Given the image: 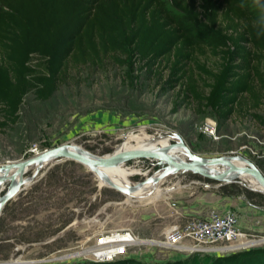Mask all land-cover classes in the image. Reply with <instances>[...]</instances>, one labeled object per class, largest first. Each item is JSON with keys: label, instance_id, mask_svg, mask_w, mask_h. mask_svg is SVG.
I'll return each instance as SVG.
<instances>
[{"label": "rangeland", "instance_id": "374dc122", "mask_svg": "<svg viewBox=\"0 0 264 264\" xmlns=\"http://www.w3.org/2000/svg\"><path fill=\"white\" fill-rule=\"evenodd\" d=\"M189 34L202 40L199 31ZM199 60L214 67L217 58ZM130 77L126 80L124 70L113 66L83 69L71 74L47 101L26 95L17 125L0 131V166L57 146L73 145L103 157L133 134L160 137L156 149L173 151L181 148L179 137L202 159L239 156L264 177V99L254 111L259 120L235 114L218 122L208 109L183 99L177 88L164 90L162 72L133 71ZM135 147L133 143L128 150ZM157 163L154 158L125 162V168L137 172L128 178L130 184L163 170L165 165ZM31 175L27 172L23 180ZM54 176L60 181L54 182ZM10 184L2 183L0 197ZM22 187L0 210V264H90L77 252L110 231L128 232L140 240L112 264H254L264 256V193L240 178L222 183L175 171L159 184L157 199H139L99 186L94 173L79 163L59 160ZM222 212L234 215L241 241L250 246L192 256L153 245L172 226ZM142 241L152 243L139 244Z\"/></svg>", "mask_w": 264, "mask_h": 264}, {"label": "trees", "instance_id": "16d2710c", "mask_svg": "<svg viewBox=\"0 0 264 264\" xmlns=\"http://www.w3.org/2000/svg\"><path fill=\"white\" fill-rule=\"evenodd\" d=\"M259 15L253 0H0V131L17 125L26 95L47 101L75 71L108 66L128 81L133 71L162 72L164 90L177 88L218 122L259 120ZM208 55L214 67L199 60Z\"/></svg>", "mask_w": 264, "mask_h": 264}, {"label": "bare ground", "instance_id": "6f19581e", "mask_svg": "<svg viewBox=\"0 0 264 264\" xmlns=\"http://www.w3.org/2000/svg\"><path fill=\"white\" fill-rule=\"evenodd\" d=\"M160 139H161L160 137L152 139L144 135L138 136V135L128 134L126 135L122 143L119 146H117L113 152L128 150L129 148H131L132 144L135 143L136 147L134 149H143L149 153H160L164 155L167 159H169L171 163H185V161L189 159L188 154L186 152V148L183 145L179 137L178 139L180 141L179 144L181 148H179L178 150H174V151L170 150L169 148L156 149V143ZM62 147H63V150L67 152H74L76 154L86 156L89 158H96V157L88 155L87 153L81 151L79 148L73 145L62 146ZM149 158H152V157L149 156L147 159ZM195 158H196V165H198L205 173L215 175V174H226L229 171L227 166L214 165V164L206 162L208 159H202L197 156H195ZM225 158L235 168L243 167V166L245 167L251 166V164L248 161H246L244 158L239 157V156H228ZM50 161L51 160L48 159V160L38 162L30 166L27 169V171L24 172L23 174L16 175L12 180L9 179L8 177H10V173H12L14 170H11L9 172H4L3 174H0V180H1L0 186L4 182H11L10 187L8 189L13 188V187L23 188L22 186H26L30 183L29 182L30 180H23L24 178L23 175L29 171H32V175L36 174L41 168H44L45 166L50 164L51 163ZM89 169L94 173L95 177L97 178L99 186H106V187H112L114 185L119 186L126 190V194L124 195H128L130 198H139V199L152 198L153 200L157 199L162 193V191H160L159 189V184L161 183L163 178L167 176L168 174L175 172V171H171L167 173L164 167L163 170L157 172L153 177H150L146 182L134 184L132 186L128 178L134 174H137V172H135L134 170L125 168L123 164H115L111 168H105V169H99V168H89ZM232 175H234V171L230 172L226 176L227 179H229ZM5 178L6 179L8 178V180L3 181ZM237 178H240L245 186L257 192L259 191L261 193H264V189L260 185V183L256 179H254L252 176H250L249 174L242 173L239 175V177H236L235 179ZM116 233H117L116 235L111 236V238H114L116 241L131 240L133 244L135 243L134 245H137V242L140 241L132 237L129 233L128 234H125L122 232H116ZM149 242L150 241H142L141 243L139 242V244H147ZM155 244L156 243H154L153 245ZM250 245H251V242H248V241L240 242L238 244V248L240 247L242 248L243 246L246 247ZM79 252L83 253L78 256L82 258L83 256L86 255V253L88 252V249L83 250V251L80 250L77 253ZM55 258L56 257H54L53 259ZM53 259H50V260H53ZM14 264H19V262H14Z\"/></svg>", "mask_w": 264, "mask_h": 264}, {"label": "built area", "instance_id": "2783aa9c", "mask_svg": "<svg viewBox=\"0 0 264 264\" xmlns=\"http://www.w3.org/2000/svg\"><path fill=\"white\" fill-rule=\"evenodd\" d=\"M248 151L254 153L253 149ZM116 232L119 231H110L95 239L85 255L87 259L83 260L98 264L112 263L123 257L129 247L135 246L131 240L116 241L111 238ZM241 240L234 215L222 212L191 219L180 227H170L161 234L155 246L177 249L186 255H218L242 249L238 248L240 242H245Z\"/></svg>", "mask_w": 264, "mask_h": 264}, {"label": "water", "instance_id": "95a60500", "mask_svg": "<svg viewBox=\"0 0 264 264\" xmlns=\"http://www.w3.org/2000/svg\"><path fill=\"white\" fill-rule=\"evenodd\" d=\"M186 152L188 154V158L190 159V163H171L164 155L160 153H149L143 149L117 151L103 157L89 158L74 152L64 151L62 146H57L54 148L44 149L22 161H19L18 163L3 164L0 166V174L14 170L12 173H10V177H8L12 180L16 175H21L26 172L30 166L48 159L51 160L50 162L59 160L73 161L88 169H105L111 168L115 164H124L125 162L132 160L147 159L150 156L155 160H158L157 164L165 165V171L167 173L171 171H189L206 179L222 183L231 182L232 180H235L236 177H239L240 174L245 173L256 179L264 189V177L252 166L235 168L225 157H216L208 159L206 162L219 166H227L229 171L226 174H208L205 173L198 165H196V158L188 149H186ZM233 171L234 175L227 179L226 176ZM8 178H5L3 181L8 180ZM148 179L149 178L144 179L143 182H146ZM20 189L21 188L19 187L7 189V191L1 196L0 210L8 201L12 199L14 195H16ZM112 189L123 195L126 194V190L122 187L114 185L112 186Z\"/></svg>", "mask_w": 264, "mask_h": 264}, {"label": "clouds", "instance_id": "9594fccd", "mask_svg": "<svg viewBox=\"0 0 264 264\" xmlns=\"http://www.w3.org/2000/svg\"><path fill=\"white\" fill-rule=\"evenodd\" d=\"M255 7L260 10L259 17L253 22V26L257 28V35L264 34V0H253Z\"/></svg>", "mask_w": 264, "mask_h": 264}, {"label": "crops", "instance_id": "0c3cea01", "mask_svg": "<svg viewBox=\"0 0 264 264\" xmlns=\"http://www.w3.org/2000/svg\"><path fill=\"white\" fill-rule=\"evenodd\" d=\"M33 175H35V174H33ZM33 175H31V177H30V179L29 180H31L32 181V179H33ZM30 182V181H29ZM161 191V190H160Z\"/></svg>", "mask_w": 264, "mask_h": 264}]
</instances>
